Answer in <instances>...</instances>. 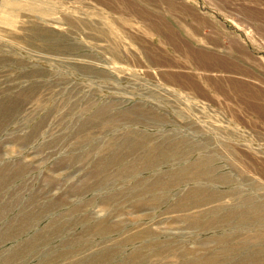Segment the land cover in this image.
Segmentation results:
<instances>
[{"label": "rangeland", "instance_id": "374dc122", "mask_svg": "<svg viewBox=\"0 0 264 264\" xmlns=\"http://www.w3.org/2000/svg\"><path fill=\"white\" fill-rule=\"evenodd\" d=\"M4 12L0 264H264V0Z\"/></svg>", "mask_w": 264, "mask_h": 264}, {"label": "bare ground", "instance_id": "6f19581e", "mask_svg": "<svg viewBox=\"0 0 264 264\" xmlns=\"http://www.w3.org/2000/svg\"><path fill=\"white\" fill-rule=\"evenodd\" d=\"M0 19H2L3 21H5V22H10L11 20H10V17H9V15L6 13V12H4V14L3 15H0ZM0 108H3V107H0ZM182 142H185V141H183V140H181V141H178V143H182ZM116 144H117V146L115 147V149H117L118 148V146L121 144V142L120 143H118V142H116ZM180 146H181V144H179ZM112 151V150H111ZM110 151V152H111ZM123 151H124V149H120V150H118L117 151V154H116V156H113L112 158H111V160L110 161H112L111 163H114V162H120V161H122V160H124L125 159V157H124V155L122 154L123 153ZM138 151H144V149H138ZM175 151H177L176 153H178V150L177 149H173V152H175ZM172 152V153H173ZM154 153H155V151L153 150V149H151V150H149L147 153H141L138 157H137V164L139 165V166H145V167H148V168H152V167H154V166H157L158 164H159V162H160V160L159 159H157V158H155L153 155H154ZM158 153V157H160V158H165V157H167V155H170V154H172V153H170L169 154V148H167V147H164V148H161V149H159V151L157 152ZM136 166V164H132L131 166H129V167H135ZM201 167H204V168H207L208 170H201ZM192 168H196L197 170H198V172H199V175H198V178L197 179H203V178H199V177H203V176H209L210 175V171H209V168H208V166L206 165V163L205 162H203V163H199V162H197V161H195V162H193V163H191L190 165H188V166H185V167H183L182 169H180L179 171H176L177 172V175H178V177L177 178H186V177H188L187 175H186V172L189 170V169H192ZM129 170H128V167H127V165L125 164L124 166H122V169L120 170V172H121V174H122V176H124L125 174L124 173H126V172H128ZM130 172V171H129ZM124 174V175H123ZM129 174V173H128ZM173 181H177L176 179H173ZM168 182L169 183H171L172 182V180H170V179H168ZM157 184V180H155L154 182H153V186H155ZM197 191L199 192V193H203L204 192V189L202 188V187H197ZM189 198H192V196L190 195L189 196ZM148 203V201H143V202H139L138 203V207H142L143 205H145V204H147ZM184 204H186V203H184ZM188 204H190L189 202H188ZM191 205V204H190ZM137 206V205H136ZM152 206V205H151ZM103 207V206H102ZM153 207V206H152ZM259 213V212H258ZM261 215V214H260ZM139 217V216H138ZM196 217L197 216H195V215H189V217L188 218H191V219H193V220H195L196 219ZM201 264H203V263H205V262H200ZM193 264V263H192Z\"/></svg>", "mask_w": 264, "mask_h": 264}]
</instances>
